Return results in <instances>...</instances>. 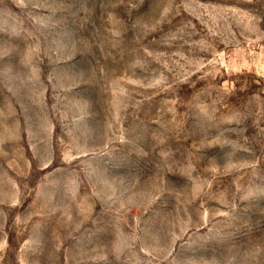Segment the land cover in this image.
Masks as SVG:
<instances>
[{"label": "rangeland", "instance_id": "obj_1", "mask_svg": "<svg viewBox=\"0 0 264 264\" xmlns=\"http://www.w3.org/2000/svg\"><path fill=\"white\" fill-rule=\"evenodd\" d=\"M0 264H264V0H0Z\"/></svg>", "mask_w": 264, "mask_h": 264}]
</instances>
